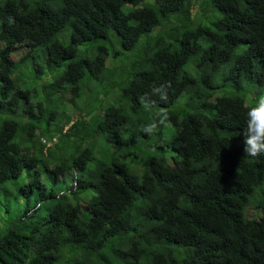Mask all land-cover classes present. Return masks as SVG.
<instances>
[{
	"label": "trees",
	"instance_id": "16d2710c",
	"mask_svg": "<svg viewBox=\"0 0 264 264\" xmlns=\"http://www.w3.org/2000/svg\"><path fill=\"white\" fill-rule=\"evenodd\" d=\"M249 94L264 0H0V264H264Z\"/></svg>",
	"mask_w": 264,
	"mask_h": 264
},
{
	"label": "clouds",
	"instance_id": "9594fccd",
	"mask_svg": "<svg viewBox=\"0 0 264 264\" xmlns=\"http://www.w3.org/2000/svg\"><path fill=\"white\" fill-rule=\"evenodd\" d=\"M163 89V93L160 90ZM153 95H159L161 99L167 100V91L166 85H161L159 88H154L152 90ZM247 104L250 105L246 112V129L244 132V152L248 157L256 158L261 155H264V94L255 96L249 94L247 96ZM167 117L165 116L164 120H160L161 124L165 123ZM156 123H153L145 128L143 131L154 132L156 130ZM140 174V169L134 166V169L130 167L128 177L130 179ZM70 175V173H69ZM74 181L70 182V186H74ZM69 186V187H70ZM91 196L86 197L79 202L81 210H87V200ZM259 216H261V210L258 209ZM250 211V210H248Z\"/></svg>",
	"mask_w": 264,
	"mask_h": 264
},
{
	"label": "rangeland",
	"instance_id": "374dc122",
	"mask_svg": "<svg viewBox=\"0 0 264 264\" xmlns=\"http://www.w3.org/2000/svg\"><path fill=\"white\" fill-rule=\"evenodd\" d=\"M70 182H71L70 176L65 175L63 178V182L58 183V187L60 186L63 189V191H67V188L70 186ZM248 212L250 213L251 211H248Z\"/></svg>",
	"mask_w": 264,
	"mask_h": 264
}]
</instances>
